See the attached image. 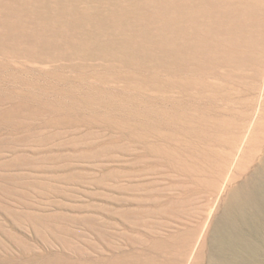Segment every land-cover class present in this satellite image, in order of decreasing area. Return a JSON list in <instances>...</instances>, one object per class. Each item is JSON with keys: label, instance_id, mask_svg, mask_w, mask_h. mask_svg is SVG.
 <instances>
[{"label": "rangeland", "instance_id": "rangeland-1", "mask_svg": "<svg viewBox=\"0 0 264 264\" xmlns=\"http://www.w3.org/2000/svg\"><path fill=\"white\" fill-rule=\"evenodd\" d=\"M5 5L20 2L0 0V264H184L229 193L264 179V11L197 28L137 0L111 25L47 3L16 26Z\"/></svg>", "mask_w": 264, "mask_h": 264}, {"label": "bare ground", "instance_id": "bare-ground-1", "mask_svg": "<svg viewBox=\"0 0 264 264\" xmlns=\"http://www.w3.org/2000/svg\"><path fill=\"white\" fill-rule=\"evenodd\" d=\"M142 1L153 5L155 8L156 6H164L170 13L172 12L175 15H177L176 12L181 5L179 14H182L184 19L192 22L194 27L197 28L203 27L205 20H208L215 11H219L223 7L230 8V10H236V7H238L240 13L236 21L241 26L246 25L253 19L251 16H247V12L264 11V0H237L230 4H221L220 0ZM19 2L20 5L17 8L4 6L5 16L13 19L16 26H20V21L26 10L36 7L41 8L47 3L50 4L47 7L51 9L50 15L55 20L62 19L67 23H75L78 17L85 19L89 14H97L101 15L102 21L105 19V24L113 25L117 11L121 13L136 3L137 0H19ZM43 11L47 12L48 10ZM193 13L198 14L192 17ZM199 13L202 15H199ZM225 15L229 19L231 18L230 15ZM225 15H221V17ZM176 25L174 21H170L167 25L169 29L167 40L172 49L170 52L173 58L176 57L177 45L180 44L176 36ZM200 30H197L196 38L201 37ZM261 41L263 42L260 39L258 46L260 45L259 47L263 52L259 61L264 77V46H262ZM225 180L227 179L225 178ZM220 182H222V187L225 182L221 179V176H217L215 183ZM224 207L219 225L212 224L213 226H210L209 229V225L205 224L198 234L191 236L184 242L183 253L184 256H188L184 264H264V179H251L246 184L237 186L229 193ZM208 216H210V213ZM206 243L208 247L203 252ZM113 264L123 263L114 262ZM134 264L156 263L153 260H146L143 262L135 261Z\"/></svg>", "mask_w": 264, "mask_h": 264}]
</instances>
